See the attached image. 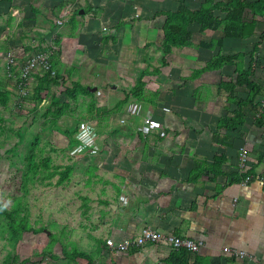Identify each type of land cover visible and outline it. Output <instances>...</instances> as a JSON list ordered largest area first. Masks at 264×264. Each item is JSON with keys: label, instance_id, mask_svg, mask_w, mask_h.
<instances>
[{"label": "rangeland", "instance_id": "rangeland-1", "mask_svg": "<svg viewBox=\"0 0 264 264\" xmlns=\"http://www.w3.org/2000/svg\"><path fill=\"white\" fill-rule=\"evenodd\" d=\"M214 1L0 0V87L10 93L7 106H0V264H112L113 250L116 249L107 246L106 239L92 237L97 223L91 220L93 211L80 212L82 199L75 192L78 187L71 181L73 175H69V181L57 182V171L80 157L75 159V150H79L81 142L75 144L62 131L79 128L86 117V106L93 105L88 113L95 116L91 121H86L89 132L96 120H101L95 111L96 106L102 107L104 99L107 105L108 97L117 103L123 91L134 84L141 69L159 67L160 72L150 71L144 75L146 84L140 99L132 95L123 105L115 103L111 106V121L108 123L115 126L132 119L134 125H141L143 117L148 116L155 128L165 123L172 124L174 120H165L162 115L145 107V104L151 106V102L162 100L159 105L163 110L171 113L179 109L178 120L181 118L186 124L208 125V115L215 121L218 110L210 112L202 109L203 98L206 101L205 97L222 95L227 109L219 113L231 112L236 105L227 100V95L246 96L248 88L239 81L244 77L234 59L214 68L203 67L211 56L237 51L246 53L242 65L249 78L264 86V41L252 56L248 54L264 28V1L254 8L246 7L241 21L229 19L231 24L246 23L247 29L253 27L252 34L242 39H224L221 45L214 39L222 35L221 31L207 24L213 17L220 21L217 29L223 27L227 20L225 11L207 9L203 20L191 18L194 9ZM180 2L184 3L189 18L187 31L182 40H168V50L165 52V15L161 12L175 10ZM46 14L50 17L47 18ZM68 30L72 32L67 34ZM110 30L115 32L117 39L105 47L101 36ZM83 32H87L85 36H82ZM66 34L69 37H65ZM61 35L67 38V53L82 38L88 43L84 42L81 58L91 63L93 68L100 63L101 57L106 62L103 69L96 68V88L91 89L87 96L78 93L73 99L67 95L66 87L71 86L74 80L71 68H64L59 73V67L52 65L54 73L34 69L28 77L21 74V65L33 51L48 52L50 58H53L52 53L56 56L60 45L65 43L64 40L60 41ZM38 45L40 47L36 49ZM163 56L165 62L162 61ZM120 61L122 63L118 65ZM93 68L90 73L94 71ZM199 68L203 69L192 76L193 70ZM47 72L51 77H58L41 91V98L37 99L35 85ZM105 76L106 81H102ZM228 82L233 84L231 88L226 86ZM182 95L187 99L184 104L190 100L192 104L185 106L181 103L183 101L178 103ZM257 99L264 104V95L257 96ZM60 107L62 114L53 123L51 112ZM256 111L252 107L245 108L242 128H223V133L219 135L218 131L215 135L220 138L225 136L224 139L245 147L247 133L257 134L256 150L253 151L252 147L250 151L251 155L256 156L257 150L264 145V127L254 124L253 114ZM198 113L204 115L205 119L207 116L208 120L198 118ZM213 136V141L219 145L220 138ZM30 148H34L37 161L49 156L51 165L61 168L47 169L52 174L45 178L42 173L46 170L40 169L23 185L18 168L24 165ZM3 209L10 215L3 213ZM40 227L45 230H33Z\"/></svg>", "mask_w": 264, "mask_h": 264}, {"label": "crops", "instance_id": "crops-1", "mask_svg": "<svg viewBox=\"0 0 264 264\" xmlns=\"http://www.w3.org/2000/svg\"><path fill=\"white\" fill-rule=\"evenodd\" d=\"M46 17L50 15L46 14ZM216 30L222 35L214 39L222 38V43L224 39H242L225 36L223 27ZM71 32L68 30L67 34ZM86 33L83 32L82 36ZM67 34L65 37H69ZM114 34L111 30L102 34L101 42L105 47L116 42ZM65 37L61 35L60 41H65ZM84 42L81 38L68 52L69 55L66 52L69 45L65 41L56 56L51 54V64L59 67V73L64 68H71L73 81H79L91 91L96 88V68L103 69L106 62L101 57L94 69L91 63L81 58ZM78 54L81 55L78 57ZM91 68L94 71L90 73ZM106 76L101 80H105ZM127 91H123L117 103L108 97L107 105L104 99L102 107H95L101 120H96L93 129L87 132L78 128L69 137L75 144L81 142L79 150H75V159L80 157L71 164V181L77 184L75 192L82 199L80 212L93 211L91 220L97 225L92 237L97 240L99 237L120 240L138 234L144 226H150L164 233L201 240L197 253L208 256L213 264H264V155L260 161L257 160L264 145L257 150L256 156L250 152L258 145L257 134L247 133L245 147L249 167L254 168L255 177L243 185L232 175V172L242 173L238 159L240 145L224 139L225 136L220 138L215 135L218 131L219 135L223 133V128H217L216 123L219 116L225 114L219 113L226 107L224 96L218 94L215 98L212 95L205 97L206 101L202 99L203 104L207 103L202 104V109L210 112L218 110L215 121L208 115V125L186 124L181 118L178 120L179 109L171 113L163 110L159 105L162 100L151 102V106L145 104L146 108L162 115L165 120H174L172 124L157 125L148 135L139 124L134 125L132 119L115 126L108 123L111 121V106L115 103L123 105L132 96ZM186 100V96L182 95L177 102L183 101L181 103L185 106L192 104L191 100L184 104ZM92 106H86V117L82 121H91L95 117L88 113ZM197 117L208 120L201 113ZM212 136L220 138L219 145L215 144ZM216 156H221L223 161L221 173L214 174L212 168ZM223 246H230L233 252H242L243 256L231 255L222 250ZM172 250L166 242H145L138 247H129L127 251L113 250L111 259L112 264H170ZM194 254L191 253L190 262Z\"/></svg>", "mask_w": 264, "mask_h": 264}, {"label": "trees", "instance_id": "trees-1", "mask_svg": "<svg viewBox=\"0 0 264 264\" xmlns=\"http://www.w3.org/2000/svg\"><path fill=\"white\" fill-rule=\"evenodd\" d=\"M264 0H253V1H245V0H216L214 2H207L203 3L200 7L193 10V15L191 18L203 20L205 18V11L207 9H218L221 11L226 12V22H224L223 31L225 36L230 37H238V38H245L252 34L253 27L252 28H246L248 24L241 23L240 25H234L229 22V19L234 20H240L241 21V15L244 13V9L246 7L254 8L259 3L263 2ZM162 14L165 15L164 25H163V49L165 52L168 50V43L167 41L170 39L175 40H182L184 37V34L187 31V26L189 24V18L185 12V5L184 3L180 2L175 10H168V11H162ZM225 18V19H226ZM220 24V21L216 20L212 17V19L208 22V27L210 28H217ZM113 35V34H112ZM107 38V37H106ZM105 38V40H106ZM113 41L115 40L114 37H112ZM264 40V28L259 36V40L253 42V46L251 49V52L248 53L250 56L253 55V53L258 50L259 44ZM223 42L222 38H218L216 40V43H220L218 45H221ZM40 47L39 45L35 48ZM30 48V47H29ZM246 53L243 51H237L232 54H222V55H215L211 56L209 60L206 62L205 67L203 68H214L217 66L222 65L224 62L229 60H236V67H238V70L243 74V80L240 78L239 81H242L246 84V87L248 88V92L246 96H238L235 94H228L227 100L233 104L236 105V108H234L231 112L228 110L226 113L222 116H219L216 126L217 128H225L227 130H233V129H240V127L244 124L245 120V108L252 107L254 109H257L255 114H253L254 118V124L257 127H264V104L257 99V96L264 95V86L260 83L252 80L247 75V70H243L242 61ZM52 60V58H50ZM162 61L165 62V56L162 57ZM52 63V61H51ZM202 68V69H203ZM194 69L193 74L195 75L199 73L201 70ZM157 73L160 72V68H153L152 70H149L148 68H143L140 70V72L137 74L136 80L134 84L128 89L127 94L134 95L133 97L140 99V96L144 93V86H145V80L144 75L149 72ZM50 73V72H49ZM45 74L41 79L36 83L35 85V97L37 99L41 98V91L48 88V86L52 83V81H55L58 77V75H55L53 77L49 76V74ZM232 83L228 82L226 83V86L228 88L232 87ZM66 93L71 98H76V95L78 93H89V88L80 84L79 81H72L71 86L66 87ZM9 92L5 89H2L0 87V106H7V102L9 99ZM65 105H68L66 103ZM62 107H60L61 109ZM227 109V107H225ZM56 109L55 112H51V115L54 116L51 118V121L54 123L56 118L62 114L61 110ZM46 113V112H45ZM78 128L74 127L72 129H64L63 132L71 136L74 131H76ZM264 155V149L260 150L257 155V160L260 161L263 158ZM36 152L34 151V148H30L29 154L27 157H25L23 161V166L21 168H18V170L21 171V181L23 185L26 184V182L29 180V178L34 176L36 173L39 172L40 169H45L46 172L42 173L43 178L50 177L52 172H47V169H55L58 170L61 167L58 165H51V159L49 156H46L43 159H39L37 161ZM223 161V158L220 156H216L213 161V171L214 174L221 173L220 165ZM60 167V168H59ZM63 168L61 170H58V183L63 181H69L73 165H65L62 166ZM253 172L254 168L247 167L244 172H232V175H234V180L237 181L241 179V177L245 176V174H249ZM231 174V173H230ZM3 213L6 215H10L9 212L6 210H2ZM34 231H42L45 230L44 227L40 228H34ZM191 251L187 247H180L178 250H172L171 256L173 257V260L170 262V264H213L209 261L207 258L208 256H203L201 254H198L197 252L194 254V259L192 262L189 261ZM220 264V263H215Z\"/></svg>", "mask_w": 264, "mask_h": 264}, {"label": "built area", "instance_id": "built-area-1", "mask_svg": "<svg viewBox=\"0 0 264 264\" xmlns=\"http://www.w3.org/2000/svg\"><path fill=\"white\" fill-rule=\"evenodd\" d=\"M42 70L51 71L54 73L52 64L50 61V54L45 51H33L29 54L26 61L21 65V74L24 77H28L32 70ZM131 112H134L131 110ZM88 123L86 121H81L79 124V129L82 131H88ZM155 125L153 121L148 116L143 117L140 129L149 134L153 132ZM239 166L242 172L249 167L250 162L248 157V151L244 146L239 147L238 152ZM255 177L254 173L245 174L241 177L240 183L245 185L250 182ZM166 242L173 250H178L180 247H187L192 253L197 252L202 245L201 240H195L190 237L180 236L173 233H164L159 229L144 226L140 232L133 236H127L120 240H115L114 238H107L106 244L119 251H127L129 247H138L145 242ZM222 250L228 252L231 255L243 256L242 252H233L232 248L229 246H223Z\"/></svg>", "mask_w": 264, "mask_h": 264}, {"label": "bare ground", "instance_id": "bare-ground-1", "mask_svg": "<svg viewBox=\"0 0 264 264\" xmlns=\"http://www.w3.org/2000/svg\"><path fill=\"white\" fill-rule=\"evenodd\" d=\"M140 232V231H139Z\"/></svg>", "mask_w": 264, "mask_h": 264}]
</instances>
